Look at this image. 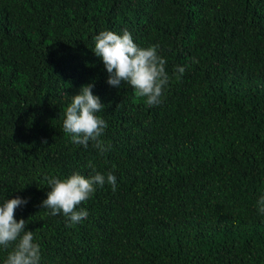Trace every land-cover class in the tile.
Returning a JSON list of instances; mask_svg holds the SVG:
<instances>
[{"label": "trees", "instance_id": "1", "mask_svg": "<svg viewBox=\"0 0 264 264\" xmlns=\"http://www.w3.org/2000/svg\"><path fill=\"white\" fill-rule=\"evenodd\" d=\"M125 30L167 61L158 106L107 84L94 37ZM88 84L105 105L103 154L63 131ZM97 172L116 191L96 185L86 219L41 207L45 177ZM261 196L264 0H0V204L27 201L14 218L40 264H264Z\"/></svg>", "mask_w": 264, "mask_h": 264}, {"label": "clouds", "instance_id": "2", "mask_svg": "<svg viewBox=\"0 0 264 264\" xmlns=\"http://www.w3.org/2000/svg\"><path fill=\"white\" fill-rule=\"evenodd\" d=\"M94 54L102 59L108 73L107 84L120 88L122 84L129 85L137 98H143L149 107L158 106L163 102V94L169 83V76L165 70L167 61L158 54L159 45L147 48L138 46L125 30L122 35L113 31H101L94 37ZM179 79L185 72V67H177ZM94 84L83 86L79 93L71 97L67 106L63 131L70 137L71 143L88 148L92 147L101 154L108 149L101 137L108 127L106 121L97 115L105 105L99 97L94 96ZM88 167L95 171V166L89 162ZM48 188L47 199L42 201L41 207L49 209L50 215L63 214L71 227L86 219L88 212L78 206L87 201L95 192V186L103 187L105 183L116 191V177L109 172L106 176L96 173L85 178L75 173L66 179L55 176L45 177ZM27 201L20 198L7 199L0 204V248H11L4 264H40L41 250L34 242L32 231H26L27 222L14 218L15 210L26 205ZM259 212L264 214V196L259 201Z\"/></svg>", "mask_w": 264, "mask_h": 264}]
</instances>
